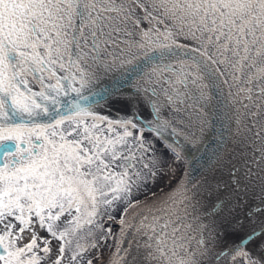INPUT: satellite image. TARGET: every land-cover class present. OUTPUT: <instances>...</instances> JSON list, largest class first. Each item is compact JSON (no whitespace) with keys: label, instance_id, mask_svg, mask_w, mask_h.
Wrapping results in <instances>:
<instances>
[{"label":"snow or ice","instance_id":"snow-or-ice-1","mask_svg":"<svg viewBox=\"0 0 264 264\" xmlns=\"http://www.w3.org/2000/svg\"><path fill=\"white\" fill-rule=\"evenodd\" d=\"M0 264H264V0H0Z\"/></svg>","mask_w":264,"mask_h":264}]
</instances>
